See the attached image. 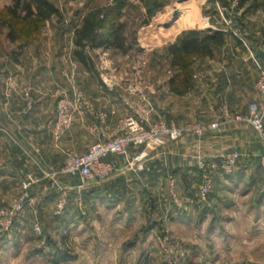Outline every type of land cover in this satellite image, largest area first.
I'll list each match as a JSON object with an SVG mask.
<instances>
[{"label":"rangeland","instance_id":"1","mask_svg":"<svg viewBox=\"0 0 264 264\" xmlns=\"http://www.w3.org/2000/svg\"><path fill=\"white\" fill-rule=\"evenodd\" d=\"M51 1L59 7L61 15L39 23L35 33H29L33 27L32 22L20 21L17 28H23L24 35L13 42V45L7 41L10 40L7 37L8 25L4 24L2 30L0 25V40H5L1 48L4 63L0 68V88L5 104L13 97H20L25 102V91L30 92L36 103L40 91L45 89L49 92L55 117L57 104L65 95V90H73V87L84 88L83 79L79 75L76 79L65 76V62L57 63L53 59L55 53L60 50L63 42L74 38V30L82 23L87 12L113 5L115 2ZM123 1L125 5L120 20L127 24L126 36L132 44L131 48L125 54L107 49L98 52V49H95L90 51V55L97 71H121L120 78L123 82L134 81L151 92L152 88L157 90L161 87L165 79H170L174 70L171 68V55L165 46L147 49L142 47L138 40L139 30L146 25H143V22L147 18V9L154 7V2L160 5L158 9L154 8L155 15L149 21L154 23V27L165 18L171 22L175 18V10H179V14L182 13L188 18L192 17L196 10L203 15L208 11V6L219 14L227 10L234 13L239 0ZM228 2H231L230 7L227 6ZM10 4V0H0L1 19L4 21L12 20L6 11ZM189 24L193 22L184 19L177 28ZM230 29L239 34L236 27ZM29 47L32 48L28 52ZM103 53L107 57L105 60L110 62L109 70ZM70 66L73 71L78 68L76 65ZM44 72L52 74L51 77L48 74L46 85H42L39 79ZM24 104L26 110V103ZM36 161L39 162L38 159ZM58 177L60 178L56 176L52 180H58ZM192 178L194 181L189 195L195 210L189 206L184 209L176 206L167 183L160 189L156 186L145 187L143 192L140 191L143 199L142 202L138 201L141 202L140 209L135 208L129 213L125 206L111 210L108 204H99L97 196L94 195L95 191H92L98 184L79 176H76L74 186L80 184L82 187L85 183L88 185L80 192L77 188L71 191L65 189V203L60 208L61 190L57 184L52 185L51 192L46 193L49 202L43 204L44 199L38 198L28 207L30 195L23 207L14 213L11 223L7 225L6 218L3 219L4 223H1L0 219V264H264L263 179L258 181L256 190L244 191L242 194L233 190L227 195L229 197L223 199L225 202L216 203L219 205L215 206L212 200L218 193L214 184L208 202L201 203L195 194L198 189V174L192 175ZM23 182L15 189L12 197L14 199L9 200L0 209H6L23 196ZM66 184L67 181L65 186ZM31 187L27 190L28 194L32 192ZM182 197L185 195L182 194ZM236 201L240 204L236 209L227 210L224 206ZM230 216H238L239 220L227 219ZM231 245L240 249V253L232 254L230 251L222 258L214 254L217 250L226 249ZM211 259L219 261L217 263Z\"/></svg>","mask_w":264,"mask_h":264},{"label":"crops","instance_id":"2","mask_svg":"<svg viewBox=\"0 0 264 264\" xmlns=\"http://www.w3.org/2000/svg\"><path fill=\"white\" fill-rule=\"evenodd\" d=\"M230 4L231 2H228L227 6L230 7ZM207 10L203 15L196 10L190 18L184 17L181 13L171 22L165 18L163 22H157L156 27H153L152 22L139 30L138 40L144 48L166 47L188 29H219L224 34L223 44L214 48L212 56H193L192 86L186 94L173 93L170 90L169 79H165L163 85L157 90L152 88L150 92L147 89L153 106V120H173L180 127L194 122L210 124L218 119L223 106H227L228 110L234 114L246 115L249 104L254 100H260L255 83L261 70L264 69V64L256 55V50L264 49V0H239L234 13L227 10L219 14L210 6ZM184 19L191 20L193 24L177 28ZM219 26L221 27L218 28ZM231 27H236L239 34L231 30ZM3 41L5 40H0V68L4 63L3 54H1ZM7 41L10 45L14 44L10 40ZM74 47V38L66 43L63 42L53 59L59 64L65 62L67 67L65 70L68 74L65 76L76 79L79 75L83 79L82 90L93 103L95 111H102L107 115L106 133L101 137L92 133L91 126L97 123L98 119L94 113L87 112L78 117L63 136L55 138L48 127L49 121L54 117L49 92L45 89L41 90L34 109L26 113L25 102L20 97H13L5 104L0 88V127L3 128L0 130V207L14 199L12 197H14L15 189L26 180L33 182L28 207L38 198L44 199L43 204L49 202L46 195L51 192L52 185L57 184L58 189L61 190H58L59 197L62 198H65L63 197L65 189L71 191L77 188L78 192L84 190L87 183L82 187L80 184L74 186L76 176L65 177L64 175L58 177V180H52V177L47 176L46 171L59 169L64 163L67 151L85 152L93 143L118 132L120 119L127 112L121 99L126 92L127 80L124 82L121 80V71L99 72L98 75L87 71L73 58ZM30 48L32 47L28 48V52ZM100 50L103 49H98V52ZM32 57L35 56L32 55ZM35 60L38 61L39 58ZM105 61L109 70L110 62ZM71 62L78 67L74 71L69 68ZM44 73L39 77L42 85H46L48 74L50 77L52 75L48 72ZM106 74L110 80L118 82L115 87H109L105 83L104 79L109 78ZM156 91L158 93H155ZM235 151L239 153L235 170L232 174H226L221 164L229 154ZM139 152L147 154L142 171L122 169L103 184L94 186L92 191H95L94 195L97 196L99 204L106 203L111 210L125 206L128 213L133 212L135 208L141 207L143 199L140 194L145 187L156 186L160 189L165 183L169 186L168 176L173 175L181 201V205L176 206L183 209L188 206L192 208L194 203L189 194L194 181L192 175L198 174L195 165L199 155L215 160L219 164L214 176V189L218 193L212 200L215 206L219 205L216 203L225 202L223 199L229 197L227 195L233 190L240 194L244 191L256 190V186L258 187V183L262 180L260 159L263 143L251 126L244 121L230 122L220 130L210 131L200 137L187 134L160 147H129V157ZM37 159L39 162L36 161ZM108 159L114 160L119 167H123L127 162L123 155H110ZM188 178L189 182H187ZM65 181L68 182L66 186ZM197 183H199V176ZM182 194L185 195L184 198ZM195 194L197 195V191ZM140 200L141 202H138ZM212 206L214 207L213 203ZM224 206L229 210L236 209L240 204L236 201ZM192 210H195L194 207ZM237 217L230 216L227 219L237 221L239 220ZM232 245L226 249H219L214 254L222 258L230 251L232 254L240 253L238 252L240 249ZM218 259L211 260L218 263Z\"/></svg>","mask_w":264,"mask_h":264},{"label":"built area","instance_id":"3","mask_svg":"<svg viewBox=\"0 0 264 264\" xmlns=\"http://www.w3.org/2000/svg\"><path fill=\"white\" fill-rule=\"evenodd\" d=\"M102 56L103 59L106 58L105 53ZM70 64L75 65L74 62ZM65 74L68 75L66 72ZM106 77L109 76L106 74ZM104 81L109 87H115L118 84V82L110 80V77L104 79ZM255 88L260 100H254L249 104L248 114H234L228 110L227 106H223L218 119L210 124L194 122L185 127H180L173 120H153V106L145 87L137 85L134 81H129L126 86V92L121 96L127 112L120 119L118 132L111 137L100 139L93 143L85 152L67 151L62 166L55 171L46 172V174L52 178L64 175L79 176L85 180L101 184L122 169H132L139 172L144 169L147 154L139 152L129 157L130 146L160 147L187 134L200 137L210 131L220 130L230 122L244 121L251 126L263 143L260 169L264 184V69L261 70L256 80ZM65 91V95L57 104L55 117L48 124L55 138L63 136L72 127L75 120L87 112L94 113L98 119V122L91 126L92 133L100 135V137L105 135L106 113L95 111L93 103L87 98L81 88L73 87V90L66 89ZM8 94L11 93L8 92ZM24 99L26 103L25 111L29 113L34 109L35 101L29 91L24 92ZM1 129L3 128L0 127ZM110 155H123L126 157L127 162L123 167H119L114 160L108 159ZM238 158L239 153L237 151L229 154L221 164L223 172L232 174ZM195 166L199 176L197 198L201 203H206L211 196L214 176L219 164L215 160H209L207 157L199 155L196 158ZM32 183L31 180L24 181L22 185L25 191L23 196L6 209H0L1 223H4V218L8 219L7 225L12 222L14 213L20 210L25 202L28 201L30 194H28L27 190L30 189ZM169 190L173 202L180 206L181 201L176 192V182L173 175L169 176ZM64 199H60V208L65 203Z\"/></svg>","mask_w":264,"mask_h":264},{"label":"trees","instance_id":"4","mask_svg":"<svg viewBox=\"0 0 264 264\" xmlns=\"http://www.w3.org/2000/svg\"><path fill=\"white\" fill-rule=\"evenodd\" d=\"M10 1L11 4L6 7V11L12 20H2L0 13V25L1 27L4 24L8 25L7 37L12 42L19 40L24 35V29L18 30L17 28L20 21L32 22L33 27L29 33H35L40 26L39 23L47 21L55 15H61L59 7L51 0ZM114 2L113 5L87 12L83 16L82 23L74 30L73 58L87 71L96 75L99 74V71H97L94 59L90 55L91 50L107 49L125 54L132 45L126 36L127 24L120 20L125 5L124 1L114 0ZM156 7L158 9L160 5L154 2V7L147 9V18L143 25L148 24L152 16L155 15L154 8ZM223 42L224 34L221 30L188 29L183 31L176 41L169 43L166 48L171 55V68L174 70V74L168 81L170 90L177 95L186 94L192 86L193 56H212L214 48L221 46Z\"/></svg>","mask_w":264,"mask_h":264},{"label":"water","instance_id":"5","mask_svg":"<svg viewBox=\"0 0 264 264\" xmlns=\"http://www.w3.org/2000/svg\"><path fill=\"white\" fill-rule=\"evenodd\" d=\"M180 1H184V0H180ZM178 14H179V10H175L174 16L177 17ZM256 55L263 61V64H264V49L258 48L256 50Z\"/></svg>","mask_w":264,"mask_h":264}]
</instances>
